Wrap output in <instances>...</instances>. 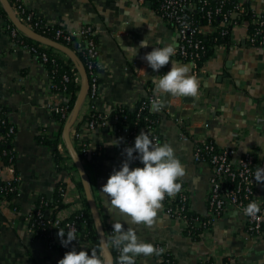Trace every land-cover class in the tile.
<instances>
[{
	"label": "crops",
	"instance_id": "crops-1",
	"mask_svg": "<svg viewBox=\"0 0 264 264\" xmlns=\"http://www.w3.org/2000/svg\"><path fill=\"white\" fill-rule=\"evenodd\" d=\"M22 1L28 9L56 25L66 28L94 27L102 63L100 94L95 103L102 111L118 103L137 102L147 94L144 82L171 70V61L159 71H154L143 59L154 47L171 43L177 48L179 43L175 29L162 21L158 12L159 0L144 3L137 0ZM250 2L256 11L264 10V0ZM141 21L144 24L137 26ZM6 22L5 16L0 13V106L17 127L11 143L16 163L6 165L0 152V179L17 177L20 188L11 204L0 207V264H58L64 255L34 235L26 215L36 205L39 195L53 197L61 182L72 189L73 194H83L84 204L86 196L79 186L80 176L75 165L74 170L71 166L59 168L53 149L39 140L44 129L51 135L60 127L59 119L47 107L45 66L36 54L13 46L5 30ZM234 30L233 39L237 40L243 35V29L237 27ZM203 31L207 36L209 30L203 28ZM148 37V46L139 47L141 41ZM48 47L47 50L52 53L54 49L59 51ZM135 48H138L136 55ZM59 57L69 56L61 52ZM171 60L190 66L191 74L199 82V90L196 97L165 95L167 111L158 113V131L162 144H171L175 155L186 167L187 174L182 181L190 189L193 210L206 214L211 168L194 160V143L181 138L182 125L171 114L181 116L183 124L189 126V132L199 135L205 133L203 124L208 121L211 124L209 135L218 147L232 146L237 139V127H242L250 131V135L240 140L238 154L254 146L261 156L264 155V50L242 42L226 49L212 48L203 63L207 75L203 81L192 61L177 56L171 57ZM135 64L140 74H137ZM218 117L223 119L222 123L217 122ZM101 136L104 149L95 153L85 167L102 223L113 225L120 221L125 230L132 227L141 240L155 247L164 245L172 256L170 264H199L211 252L212 246L217 252L216 264H264V240L244 252L245 220L236 214L224 217L214 225L212 241H197L180 222L165 214L161 208L151 228L143 224L130 225L126 216L115 210L110 212L106 197L100 190L113 170H119L127 159L124 149L129 145L120 139L113 127L105 129ZM113 140H118L119 144ZM130 167L135 168L131 164ZM261 195L264 198V186H261ZM135 262L165 264L161 255H141L135 258Z\"/></svg>",
	"mask_w": 264,
	"mask_h": 264
},
{
	"label": "built area",
	"instance_id": "built-area-1",
	"mask_svg": "<svg viewBox=\"0 0 264 264\" xmlns=\"http://www.w3.org/2000/svg\"><path fill=\"white\" fill-rule=\"evenodd\" d=\"M139 3H144L148 0H137ZM245 0H159L158 12L163 23L173 27L179 36V43L176 48V55L179 59L192 61L196 72L200 75L201 81L207 77L203 66V57L207 55L209 49L218 47L226 49L232 45L245 43L247 46L264 50V10L258 12L252 10V17L249 20L238 12H243V4ZM11 7L15 15L23 23L31 29L39 32L41 35L51 38L57 42L69 46L73 44V51L79 56L81 54L85 60L83 65L86 68L89 77V90L83 106L80 110L78 118L71 129L72 142L80 154L84 164L97 152L104 149L102 143V134L105 129L113 127L114 131L124 140L129 146L134 147L135 138L143 129L155 143L162 144V140L158 135V121L151 116V113H162L167 111L166 99L161 97L164 107L160 111H153L151 102L156 98L154 94V85L152 81L144 82L147 86V94L133 104L118 103L115 106L100 110L95 103L99 96L101 87L100 69L102 63L100 60V50L97 32L91 25H84L77 28H66L57 26L54 22L46 19L44 16L37 15L34 11L27 8V5L22 0H10ZM231 2L232 8L224 10V6ZM3 4L0 0V12ZM192 12H199L201 18H206L208 23L205 26L198 24V19L191 15ZM238 16L234 22L231 21L229 14ZM216 16H221L220 23L215 26L214 19ZM233 23L234 29L240 27L243 29V35H240L237 40L233 39V29L231 41L228 44L217 43L212 47H208L201 35L205 33L203 28H207L210 32L220 29L222 35L228 33V27ZM255 25L251 29V25ZM52 27V31H50ZM41 30L40 31H38ZM5 30L8 32L12 44L15 48H24L36 54L45 66L50 56L47 52L49 48L46 44L38 43L32 45L24 39V34L11 20H7ZM50 34V35H48ZM32 40V39H31ZM70 47V46H69ZM56 51V52H55ZM59 51L54 49L53 55L57 59ZM70 66V71H65L61 75V84L56 82L55 76L60 69V64L55 63L54 68L49 72L46 67L47 80L44 84V92L48 96L47 107L57 114L60 124L64 121V125L70 120L73 109H70L69 101L71 93L68 91L70 82L76 83L79 89L76 91L78 95L82 77L76 65L68 57L60 58ZM137 74H140V69L135 64ZM164 74V72H162ZM204 73V75H203ZM161 74V75H163ZM136 110L133 121L129 120L125 108ZM175 120L182 125L181 138L183 140H192L194 143V160L203 162L211 168L209 177L208 193L206 196L207 213L201 214L193 210L190 203V189L181 180L182 190L174 198L167 197L162 202L161 209L176 221L180 222L187 233L196 239L213 240L214 225L222 218L232 216H240L245 220L244 235H243V250L248 252L251 247L260 244L264 240V198L261 195V186L264 182L257 183L254 173L257 167H264V155L259 154L257 147H248L245 152L238 154V146L242 138L248 137L250 131H246L242 127H237V136L234 144L229 147H218L215 144L212 136L209 135L211 124L204 122V134H196L189 132L188 127L183 124L181 116L171 114ZM223 119L217 118V122L222 123ZM2 124L7 128V133L4 142L11 145L16 135V125L7 117H1ZM50 136L49 131L44 129L41 137ZM98 138H95L97 137ZM58 151L64 157V165L71 166L74 170V162L70 155L66 152V146L61 138L58 142ZM138 157V153H134ZM2 156H9V160L15 159L12 149L4 150ZM4 158V157H2ZM6 163V165H12ZM135 167H143L141 161L137 158L130 162ZM57 166H59L57 164ZM71 169V170H72ZM6 184L0 185V207L9 205L13 199L3 197V191L15 192L19 194L20 179L13 177L6 179ZM60 194L63 197L65 206L62 209H57L58 206L50 205L43 197L40 204L35 205L30 210L26 219L31 231L34 233V228L38 227V238L44 240L49 247L61 243L58 237L59 229H69L74 232L77 230L76 220L85 216V205L83 194H73V190L66 187L60 188ZM256 201L260 205V212L255 217H249L244 214V209L249 202ZM107 231L106 239L108 246H111L110 240L113 236V225L106 223ZM44 238V239H43ZM91 246L90 243H79L74 247L77 251L87 250ZM157 248H162V261L165 264L172 262V256L169 250L162 244H158ZM211 252L202 258L199 264H208V262L216 264L215 256L216 249L212 246ZM116 263L118 264L119 251L115 249Z\"/></svg>",
	"mask_w": 264,
	"mask_h": 264
},
{
	"label": "clouds",
	"instance_id": "clouds-1",
	"mask_svg": "<svg viewBox=\"0 0 264 264\" xmlns=\"http://www.w3.org/2000/svg\"><path fill=\"white\" fill-rule=\"evenodd\" d=\"M144 24L141 21L139 24ZM150 31L151 27L148 26ZM149 37L141 41L139 47H147ZM138 48H135V55ZM134 55V56H135ZM176 55V48L168 43L162 47H154L145 59L154 71H159L171 61V70L166 74L153 76L155 99L151 102L153 111H160L164 107L162 96L196 97L199 90L198 80L191 74L187 64L173 62L171 57ZM118 141V140H113ZM113 144V143H109ZM119 144V141H118ZM138 153V157L134 156ZM127 159L122 162L119 170L114 169L100 192L106 197L109 211H118L128 218V224H143L151 228L156 223L159 209L167 197L174 198L182 190L179 182L186 176V167L175 155V149L169 143H155L150 135L144 131L136 136L134 147L124 149ZM139 159L143 167H130V162ZM257 183L264 182V167H257L254 176ZM260 212V205L251 201L244 209V214L255 217ZM113 236L110 244L119 251L118 264H136L138 256H160L162 248L155 247L150 242L141 240L132 227L125 230L120 221L113 223ZM66 236V239H65ZM58 237L64 247L76 240V233L69 229L67 233L59 229ZM106 245H100V254L92 249L91 254L86 250L77 251L75 247L65 253L58 264H114L112 258L104 255Z\"/></svg>",
	"mask_w": 264,
	"mask_h": 264
},
{
	"label": "trees",
	"instance_id": "trees-1",
	"mask_svg": "<svg viewBox=\"0 0 264 264\" xmlns=\"http://www.w3.org/2000/svg\"><path fill=\"white\" fill-rule=\"evenodd\" d=\"M158 8H159V4H158ZM231 8H232L231 2L227 3L224 6V10H228V9H231ZM243 8H244V11L243 12H238V16L239 15L244 16L245 19L250 21L252 15H253L252 10L254 9L252 7V5H251L250 0H245L244 1ZM0 13L3 14V16H5V18L10 21V19H9V17L7 15V12L5 11V9L3 7H2ZM191 15L198 19L197 22H198L199 25H201V26L207 25V23H208L207 19L206 18H201L199 12H192ZM238 16H235V14L233 15L232 13L229 14V17H230L232 22H234V20ZM221 19H222L221 16H216L215 19H214V25L217 26L220 23ZM57 26H59V25H57ZM254 26L255 25L252 24L251 25V29H253ZM227 29H228V33L226 35H222L221 30L220 29H216V30L211 31V32L208 31L207 36H206V34H202L201 38L204 40V42L207 44V46L209 48L212 47L214 44H217V43L228 44L229 45V43L231 41L233 29H234L233 23ZM38 31L41 32V30H39V29H38ZM50 31H52V27H50ZM48 35H50V34H48ZM24 39L27 42H29L30 44H32V45H37V43L35 41L31 40L27 36H24ZM69 46L71 48L75 49V46L73 44H70ZM211 50H212V48L209 49V52H207V55L205 57H203L202 60L205 61L207 56L210 54ZM47 52H48L50 58L45 63V67L50 72L54 68L55 63H59L60 64V69L56 73L55 80H56V82L61 84V75L65 71H70V66L68 64H66L65 62H63V60L58 58V57H57V59L55 57V60H54L53 59L54 58L53 53L51 51H49V50H47ZM38 57H39V54H38ZM79 58L81 59L82 63L85 62V60H84V58H83V56L81 54H79ZM201 63H204V62H201ZM67 86H68L69 93H71V98H70V101H69V105H70L69 108L73 109L75 101H76V98H77L76 91L79 89V86L76 85V83H74V82H70ZM125 110H126V113L128 114V116L130 117L129 120L133 121L132 118L135 116L136 110L135 109H131L129 107L128 108L126 107ZM55 115L59 119L58 115L57 114H55ZM151 116L154 119H157V121H158V113H151ZM1 117H7L6 110L2 106H0V152H4V150L12 149V146L9 145L8 143L4 142V139H5V136H6V133H7V128L2 124ZM61 122L62 123L60 124V127L57 130H54L53 133L50 136H46V137H41L40 136L39 140L43 141V143H45L46 145L51 147V149H53L54 158L56 159V163L59 165V168H66V165H64V157L60 154V152L58 151V148H57L59 140L63 137L64 121H61ZM158 135H159V138L161 139L159 132H158ZM66 152L68 153L67 149H66ZM3 157H4V161L6 163H10L11 161H13L12 165L14 163H16L15 159L9 160V156H3ZM4 184H6V181L0 179V185H4ZM66 186L67 185L65 183L61 182V183H59L57 185L56 191H55V194H54L53 197H47L45 195H40V197H43L44 201L46 200L47 202H49L50 205L58 206L57 209H62L65 206V202L63 201V197L60 194V188L61 187H66ZM79 186L83 190V186H82V183H81L80 180H79ZM2 196L3 197L5 196V197H7L9 199H13L14 197L17 196V193H16V191L15 192H10L8 190L7 191L5 190V191H3ZM40 201H41V198H38L37 201H36V205H39ZM84 205H85V211H84L85 216L82 217V218H77V220H76V224H77V230L75 231L76 240H73L68 245V247H62V246H60V244H56V245L52 246V248H56V249L60 250L63 255H65L66 252L71 251L72 248L76 244H79V243H90L91 246L86 251H88V253L91 254V250L92 249H97L98 255L100 254V251H101L100 250V245L101 244H100L99 232H98V229L96 227V223H95V220L93 218L90 206H89V204H88L86 199H85V204ZM103 227H104V230L106 232L107 231V226H106V224H104V221H103ZM39 231H40V229L38 227L34 228V235L36 237H38V235H39L38 232ZM64 232H65V230H64ZM65 239H66V236H65ZM107 245H109L108 244V240H107ZM108 247L111 250V252L113 254V257H114V261L116 263L115 248L112 247V246H108ZM208 264H213V263L208 262Z\"/></svg>",
	"mask_w": 264,
	"mask_h": 264
},
{
	"label": "water",
	"instance_id": "water-1",
	"mask_svg": "<svg viewBox=\"0 0 264 264\" xmlns=\"http://www.w3.org/2000/svg\"><path fill=\"white\" fill-rule=\"evenodd\" d=\"M1 2L3 4V7L7 11V13L9 14L10 20L16 26L19 27V29L22 31V33L25 36H27L28 38H30V39L38 42V43L46 44L47 46H50L52 48H56L59 51L67 54L69 56V58L72 60V62H74L78 71L81 74V77H82L81 87H80L79 93L77 95V98H76V101H75V104L73 107L71 118L64 126L63 138L65 141L68 153H69L70 157L72 158L74 165H75V167L78 171V174L80 176V180H81L84 192H85L86 200L90 206L93 218H94L95 223H96V227H97L98 232H99L100 244L103 243L106 245L103 249V253H104V255L112 258V260L114 261L113 254L107 245L105 230L103 227L102 219H101V216L99 213V209H98L95 197H94L92 189H91V184H90V180H89V176H88L85 164H84L80 154L78 153L77 149L75 148V146L72 142V139H71V129H72L73 125L75 124L77 118H78V115L80 113V110L83 106V103L86 99V96H87L88 90H89V77H88L86 68L83 65L79 56L72 50V48H70L69 46L64 45L60 42H57L51 38L45 37V36L41 35L39 32L31 29L29 26H27L25 23H23L20 19H18V17L13 12V9L11 7L9 0H1ZM108 129H110V128H108ZM114 264H115V261H114Z\"/></svg>",
	"mask_w": 264,
	"mask_h": 264
}]
</instances>
